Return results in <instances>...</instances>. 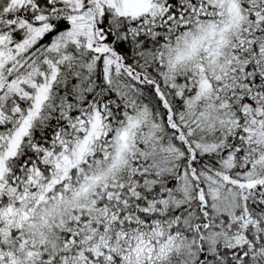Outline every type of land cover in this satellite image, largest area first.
I'll return each mask as SVG.
<instances>
[{
	"label": "snow or ice",
	"instance_id": "snow-or-ice-1",
	"mask_svg": "<svg viewBox=\"0 0 264 264\" xmlns=\"http://www.w3.org/2000/svg\"><path fill=\"white\" fill-rule=\"evenodd\" d=\"M0 264H264V0H0Z\"/></svg>",
	"mask_w": 264,
	"mask_h": 264
}]
</instances>
